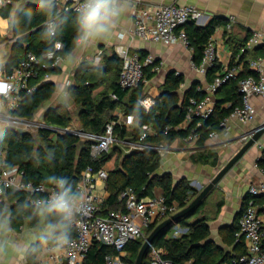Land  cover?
Here are the masks:
<instances>
[{
  "label": "trees",
  "instance_id": "obj_1",
  "mask_svg": "<svg viewBox=\"0 0 264 264\" xmlns=\"http://www.w3.org/2000/svg\"><path fill=\"white\" fill-rule=\"evenodd\" d=\"M20 2L21 0H11L0 7V17H12L13 35L16 36V40L11 45L7 44L8 46H6V60L9 57L8 65H16L27 51L34 52L42 59V54L54 49V44L57 41L62 45L57 53L63 59L70 55L77 44L78 29L76 22L79 14L70 11L61 12L58 16L55 32L50 34L42 24L47 18L56 14V7L53 4L48 6L34 2L17 7ZM224 22V19L213 16L203 23L190 20L182 26L187 35L188 47L191 50V61L195 65L201 63L204 47L209 37L216 27ZM247 38L238 40L230 35L227 39L231 51L229 63H234L236 59L238 63L243 64L239 77L254 74V71L248 68V59L263 55L260 53L261 46L240 52ZM6 39L0 35V42ZM139 55L140 58L145 57L142 51ZM101 58L102 64L100 66H95L87 60L81 61L74 74L73 83L68 88L69 96L79 107L78 120L85 132L103 133L106 123L114 119L113 112L119 109L123 115H133L138 120V124L130 129L122 124L114 125V134L120 140L137 141L139 127L142 124H151L156 132L141 141L142 144L150 146L170 144L186 134V130L171 128L165 132L164 128L174 126L183 119L189 97L194 96L200 99L204 96L205 91L197 89L198 82L192 83L181 95L179 91L184 82L183 76L175 71H169L161 85L159 97L155 100L154 105L146 110L139 103V100L144 96V82L132 89L121 87L118 83L121 69L120 58L115 52L104 53ZM157 64L158 60H155L144 67L143 78L145 80H150L155 75L153 67ZM218 65L214 64L207 69V82H210L215 72L219 70ZM51 71L53 69L39 68L38 74L32 81L34 90L30 94L22 95L20 103L12 115L31 119L37 109L52 97L53 84L43 79V75ZM96 89L98 90L95 91ZM112 95H115L116 98H113ZM214 97V110L207 119L203 120L200 126L203 133L196 144L199 149L191 152L189 156L192 162L210 164L211 166L217 165L218 153L208 148H200L205 146L208 131L219 130V122L229 116L233 108L240 103L237 79L218 87ZM70 122L71 115L63 105L48 107L44 111L43 123L48 126L64 129L70 125ZM195 122L196 120L191 123L190 127L194 126ZM52 133L53 130L47 127L39 128L36 136L29 131L16 130L10 126L0 127V151L5 164L18 166L23 171V178L33 183L51 184L50 177L55 176L66 179L68 182L66 187L72 188L79 180L81 171L87 166L90 165L94 171H97L115 156V159L118 158L119 161L116 162L115 160V165L107 171L104 184L107 196L102 204L101 213L123 208V201L119 199V194L126 187H132L138 197L151 196L153 189L158 187L161 189L166 202L177 204L176 211L185 207L198 194L188 180L184 178L174 180L170 173L159 174L156 172L161 165V154L158 150L137 149L128 154L123 153L119 145L113 144L108 152L93 158L90 155V148L94 140L87 138L81 140L77 134L69 132ZM257 164L264 172L263 157L257 160ZM258 197L254 198L255 203ZM3 198L0 201V216L4 213L5 199H7L9 202V222L13 228L18 229L23 224L29 227H38L41 216L45 219L47 226L50 224L57 225L52 235L40 238L39 242L43 239L53 241L59 235L70 236L73 234L68 224L66 222L61 223L60 218L55 214H41L37 206L28 201L27 193L7 190ZM205 202L206 199L194 211L177 221L176 225L184 229L180 235L174 236L172 234L174 223L165 227L157 235L152 245L162 249L161 256L163 258L173 264H226L232 258L244 253L242 243L234 242V232L237 230L239 214L229 229L228 236L230 238H227L228 242L233 244V251H226L209 239L210 229L207 215L193 217L195 214L197 215ZM219 204L220 202L217 203V206ZM171 214L173 213H167L164 217L151 223L145 230V236L157 223ZM144 239H133L126 244L125 255L121 257L125 264H134ZM39 247L40 245L37 243L28 248L26 255L29 261H33ZM115 254L113 246L94 242L88 250L85 264H104L107 255ZM150 260L149 248L144 254L141 264H149Z\"/></svg>",
  "mask_w": 264,
  "mask_h": 264
},
{
  "label": "built area",
  "instance_id": "obj_2",
  "mask_svg": "<svg viewBox=\"0 0 264 264\" xmlns=\"http://www.w3.org/2000/svg\"><path fill=\"white\" fill-rule=\"evenodd\" d=\"M10 1L0 0V7ZM132 1L137 7L133 12L132 26L126 30L129 37L163 45L181 43L189 48L187 35L182 26L190 20L201 23L204 17L202 10L193 5L174 3H146L139 6L141 0ZM82 2L83 0H52L51 4L56 7V14L47 18L42 26L49 32V25L51 23L57 25L61 12L70 11L79 14ZM233 21V17L228 18L225 25V38H228L232 32ZM215 32L216 29L204 47L201 63L195 65L192 62L193 69L201 75L205 74L208 68L219 63ZM15 40L16 37H12L8 41L0 42V121L3 122H21L17 119L19 117L12 115V112L18 107L22 95L30 94L34 90L32 81L38 74L39 68L54 69L63 61V57L57 53L62 45L57 41L54 44V49L42 54V59L34 52L27 51L16 65L9 66L6 60L5 46ZM263 41L264 35L260 31H253L240 52L251 50ZM115 53L121 60L119 85L125 89L138 87L141 82L145 81L143 78L144 67L153 62L152 56L147 55L140 58L138 52L130 51L123 44L115 46ZM229 62L230 57L228 62L220 64L219 70L215 72L210 82H207L205 86L200 84L197 86L198 90L205 91L204 96L200 99L194 96L189 97L183 119L174 126H166L165 132L171 128L186 130V134L181 139L189 145H196L203 133L200 130L203 120L207 119L214 110V94L217 88L235 79H237L241 98L240 103L233 108L229 116L219 122V130L208 131L207 140L226 144L231 138L230 120H235L242 125L254 120L256 111L251 98L264 96V54L248 59V68L254 71V74L243 77H239L243 64L238 63L236 59L232 64ZM47 78L48 74L45 73L43 79ZM112 97L116 98L115 95ZM139 103L143 108L149 110L154 105L155 99L143 96ZM113 116L114 119L106 123L101 134L76 131L81 133L84 138L94 140L90 148L91 157L96 158L101 153L108 152L113 144L119 145L123 153L145 148L155 149L159 152L165 149L164 144L150 146L141 143L148 135L156 133L151 124L140 125L137 141L118 139L114 134V125L122 124L130 129L135 125V118L133 115H123L119 109L115 110ZM195 120V125L190 127ZM21 123L28 124L30 122ZM35 124L38 125V123ZM39 124L40 127H47L59 133L67 132L64 129H54L44 123ZM207 128L209 129V127ZM251 134L252 132L249 131L242 133L239 141L244 143ZM261 157L264 158V153ZM0 168V201L7 190L23 191L27 193L28 201L37 206L40 201L49 200L52 194L57 191L53 183H33L25 180L23 171L16 165H6L3 158L0 160ZM106 178L107 170L104 167L94 171L89 165L81 171L79 180L71 189L72 193L77 196L78 206L82 205L83 210L74 214L70 222H66L73 234L70 236L60 235L51 242L43 243L33 261L25 260L24 264H85L88 250L94 242H101L113 246L115 249L116 254L107 255L104 264H125L121 257L125 255L126 244L133 239L145 238V230L151 223L164 217L167 213L176 211L177 204L166 202L162 192L138 197L132 187H126L119 194V199L123 201V208L101 213L106 196L104 192L98 191V186L105 183ZM247 193L246 202L237 219V230L234 232V242L242 243L244 253L232 258L226 264H264L262 219L257 204L254 202L256 196L264 194V181L251 183ZM183 231V228L175 225L172 234L178 236ZM149 248L151 256L149 264H173L161 256L162 249L160 247L151 245Z\"/></svg>",
  "mask_w": 264,
  "mask_h": 264
},
{
  "label": "crops",
  "instance_id": "obj_3",
  "mask_svg": "<svg viewBox=\"0 0 264 264\" xmlns=\"http://www.w3.org/2000/svg\"><path fill=\"white\" fill-rule=\"evenodd\" d=\"M28 1L42 4L40 0ZM146 3L193 5L204 12L201 23L206 22L213 16L224 19L225 22L217 26L215 32L219 53L218 66L228 62L230 57L231 51L227 43L229 37L225 38V25L229 17L234 19L230 35H233L238 40L247 38V35L253 31H260L264 35V0H141L139 6H143ZM121 4L126 5V10L115 20V27L111 28L108 33L89 39L85 44L77 43L71 54L64 58L62 63L54 68L53 71L47 73L48 78L46 80L50 81L54 87L53 95L49 99L54 105L50 107L67 106V102L72 101L68 88L73 83L74 74L81 61L91 58L98 61L104 53L111 54L115 52V46L118 44H123L130 51H135L139 54L142 51L145 56H152L153 61L158 60L157 68L155 69L156 66L153 67L155 75L150 80L144 81V96L156 100L159 97L165 76L171 70L183 76L184 82L181 84L180 92L184 88H189L195 82L202 86L207 84L206 73L201 75L193 69L191 50L181 43L163 45L129 37L126 34V30L132 26L133 12L137 6H134L132 0H121ZM6 19L0 17V23ZM256 47H260V53L264 54V41ZM94 65L97 66L96 63ZM157 80L161 82L157 84L155 82ZM251 101L256 111L252 122L242 125L235 120H230L232 125L231 138L226 144L206 140L205 146L200 148H208L218 153L219 161L216 166L192 162L189 159L190 153L194 150L197 151L199 148L196 145H189L181 138H178L169 144V151L165 155L161 154V165L156 172L159 174L170 173L174 180H178L179 177L180 179L199 180L201 181L200 185H197L198 187L194 185V187L195 189L203 188L215 174L217 168L226 162L240 146V135L246 131L253 130L264 121V96H254ZM134 118L136 124L138 120L135 116ZM53 132L59 133L54 130ZM263 153L264 133L220 181L218 186L206 198L204 206L197 213V216L207 215L210 229L209 239L226 251H233V244L227 240V238H230L228 236L229 229L235 223L237 215L247 199L248 186L251 183L264 181V172L257 164V160L261 158ZM1 158L3 157L1 156ZM162 166L164 168L160 171L159 169ZM104 184L98 186V191L104 192L105 196H107ZM157 190L162 192L160 188L155 187L153 194ZM218 202H220L219 206H217ZM8 204L9 202L5 199L4 213L0 216V264H24V261L28 260L26 255L28 248L37 243L41 247L43 243L51 242V240L43 239L40 242L39 240L42 237L52 235L54 230H50L42 216L38 227H29L23 224L18 229L13 228L9 222ZM256 204L262 219L264 244V194L259 195Z\"/></svg>",
  "mask_w": 264,
  "mask_h": 264
},
{
  "label": "clouds",
  "instance_id": "obj_4",
  "mask_svg": "<svg viewBox=\"0 0 264 264\" xmlns=\"http://www.w3.org/2000/svg\"><path fill=\"white\" fill-rule=\"evenodd\" d=\"M42 5L50 6L52 0H41ZM126 10V5L121 4V0H83L77 17L78 36L76 42L85 44L89 39L108 33L115 27V20ZM55 23L49 25V33L54 34ZM59 48L60 45L58 44ZM57 191L47 201H40L37 209L41 214H55L60 218L61 223L70 222L74 214L83 210V206H78L77 196L72 193L71 187H66L67 180L50 177ZM55 230L57 225H48ZM67 239V237H65Z\"/></svg>",
  "mask_w": 264,
  "mask_h": 264
},
{
  "label": "water",
  "instance_id": "obj_5",
  "mask_svg": "<svg viewBox=\"0 0 264 264\" xmlns=\"http://www.w3.org/2000/svg\"><path fill=\"white\" fill-rule=\"evenodd\" d=\"M29 2L32 1H28V0L22 1L17 4V7H20L23 4H27ZM186 89H184L181 92L179 91V93L182 95L186 91ZM17 119L21 122L32 121L31 119H24V118H17ZM50 127L57 129V127L54 126H50ZM64 130H66L69 133H74V134L77 133L76 132L77 130H69L67 128H64ZM79 131L85 133L83 130H79ZM249 132H252L251 136L244 143L241 142L240 146L229 157V159L217 168L215 174L210 178L208 183L198 192V194L185 207L179 209L178 211L166 217L165 219H163L154 226V228L150 231V233L145 237L143 244L138 251L134 264L142 263L144 254L146 253L147 249H149V247L153 244L154 239L165 227L173 223L176 225L177 221L181 217H184L185 215H188L190 212L194 211L210 195V193L218 186L220 181L235 166V164L241 160L243 155L256 143L259 137L264 133V121L260 125L255 127L253 130H250ZM218 161H219V156H218Z\"/></svg>",
  "mask_w": 264,
  "mask_h": 264
},
{
  "label": "rangeland",
  "instance_id": "obj_6",
  "mask_svg": "<svg viewBox=\"0 0 264 264\" xmlns=\"http://www.w3.org/2000/svg\"><path fill=\"white\" fill-rule=\"evenodd\" d=\"M40 3H41V0H40ZM2 20V19H1ZM0 34L1 36H3L4 38H7L6 41H8L10 38L12 37H16L14 36V32H13V29H12V17H9L7 18L6 20H3L1 21L0 23ZM12 43L9 42L8 45H11ZM6 45V46H8ZM6 46H5V50L7 51L6 49ZM87 61H90L91 63H96L97 66H100L102 64V58H100L98 61H95L93 58L91 59H88ZM157 84L160 83L161 81L160 80H157L155 81ZM52 104V105H51ZM67 106H65L68 110V112L70 113L71 115V122H70V125L67 127L68 129H71V130H83L81 128V125L79 123V120H78V113H79V107L74 103V102H70L68 101L67 102ZM53 102L51 101H46L44 102L38 109L37 111L35 112L34 116L31 118L32 122L28 123V124H25V123H21V122H10V121H0V127H5V126H10L12 127L13 129H16V130H20V131H29L30 133H32L33 135L36 136L39 128L40 127V124L39 123H43V114H44V111L46 110V108L50 107V106H53ZM55 107V106H54ZM35 123H38L35 124ZM84 131V130H83ZM56 132H53L52 134H55ZM81 140L85 139L81 133L77 132L76 133ZM166 147L164 150L160 151V154L162 155H165L169 150H168V146H169V143H165L164 144ZM0 150H1V147H0ZM2 156V152L0 151V160L2 159L1 158ZM115 160L116 162L119 161V159H115V156H113V158H111V160H109L107 162V164L105 165V169L108 170L110 169L111 167H113L115 165ZM162 168H164V166H162L159 170L161 171ZM180 179V177L178 178V180ZM186 180H188L189 184L195 189L194 185L196 187H198L197 185H200L201 181L199 180H189L187 178H184ZM202 188L200 189H195L197 191V193L201 190ZM159 190L156 191V193H158ZM197 215L195 214L193 217H196ZM51 230V229H50Z\"/></svg>",
  "mask_w": 264,
  "mask_h": 264
}]
</instances>
